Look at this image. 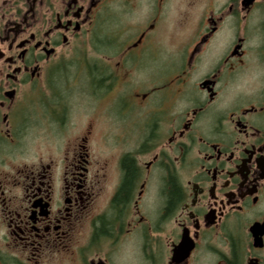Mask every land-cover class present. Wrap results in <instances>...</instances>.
Masks as SVG:
<instances>
[{"label":"flooded vegetation","instance_id":"1","mask_svg":"<svg viewBox=\"0 0 264 264\" xmlns=\"http://www.w3.org/2000/svg\"><path fill=\"white\" fill-rule=\"evenodd\" d=\"M0 264H264V0H0Z\"/></svg>","mask_w":264,"mask_h":264},{"label":"rangeland","instance_id":"2","mask_svg":"<svg viewBox=\"0 0 264 264\" xmlns=\"http://www.w3.org/2000/svg\"><path fill=\"white\" fill-rule=\"evenodd\" d=\"M122 144H124V143H120V145H121V147H114V154H116L117 152H119L120 150H122V148L124 147V146H126V145H122ZM100 146H102V145H100ZM100 149V148H99ZM102 151H103V149H101Z\"/></svg>","mask_w":264,"mask_h":264}]
</instances>
